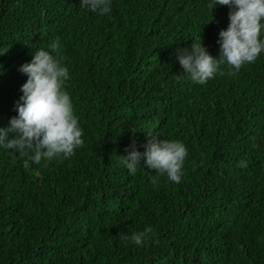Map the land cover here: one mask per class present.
<instances>
[{
  "label": "trees",
  "instance_id": "trees-1",
  "mask_svg": "<svg viewBox=\"0 0 264 264\" xmlns=\"http://www.w3.org/2000/svg\"><path fill=\"white\" fill-rule=\"evenodd\" d=\"M110 7L0 0V126L18 114L20 66L59 38L84 139L71 157L39 163L0 147V264H264V52L199 84L177 52L202 38L217 56L228 6ZM149 133L186 144L180 183L143 158L135 174L120 163ZM148 227L142 246L123 238Z\"/></svg>",
  "mask_w": 264,
  "mask_h": 264
},
{
  "label": "clouds",
  "instance_id": "clouds-1",
  "mask_svg": "<svg viewBox=\"0 0 264 264\" xmlns=\"http://www.w3.org/2000/svg\"><path fill=\"white\" fill-rule=\"evenodd\" d=\"M81 4L100 14L111 12L110 0H81ZM218 5L230 9L229 24L219 32V54L212 55L202 38L199 43L192 44L191 49L177 52L184 73L199 84L215 78L222 65L238 72L264 52V0H213V8ZM61 47L59 38H56L50 49H37L32 59L20 66L19 70L27 75V80L21 85L22 95L16 103L18 114L10 118L7 126H0V147L29 153L37 163L61 155L71 157L84 143L83 128L71 95L65 88L71 78L70 70L63 55L55 54ZM149 135L143 152L132 145L126 156H119L120 163L135 174L143 158L156 173L180 183L188 156L186 144L178 139ZM152 182H158L156 176L152 177ZM152 234L153 229L148 227L130 236L125 233L123 238L142 246L152 239Z\"/></svg>",
  "mask_w": 264,
  "mask_h": 264
}]
</instances>
